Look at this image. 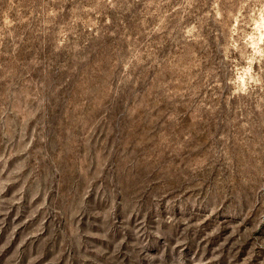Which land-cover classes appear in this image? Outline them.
Wrapping results in <instances>:
<instances>
[{
	"label": "rangeland",
	"instance_id": "rangeland-1",
	"mask_svg": "<svg viewBox=\"0 0 264 264\" xmlns=\"http://www.w3.org/2000/svg\"><path fill=\"white\" fill-rule=\"evenodd\" d=\"M0 264H264V0H0Z\"/></svg>",
	"mask_w": 264,
	"mask_h": 264
}]
</instances>
